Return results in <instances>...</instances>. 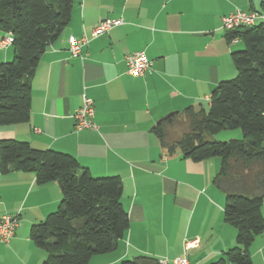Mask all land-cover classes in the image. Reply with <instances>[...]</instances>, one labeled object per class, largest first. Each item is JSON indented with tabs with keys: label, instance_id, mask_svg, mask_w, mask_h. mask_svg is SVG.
Listing matches in <instances>:
<instances>
[{
	"label": "crops",
	"instance_id": "obj_1",
	"mask_svg": "<svg viewBox=\"0 0 264 264\" xmlns=\"http://www.w3.org/2000/svg\"><path fill=\"white\" fill-rule=\"evenodd\" d=\"M235 8L264 15V0H75L68 24L34 70L28 121L0 125V140L66 152L94 177L121 178L128 228L114 250L94 255L89 264L139 255L171 264L184 252L189 264H211L236 245V230L223 219L225 194L212 183L219 157L192 161L178 150L168 156L151 132L170 112L180 117L189 105L207 109L217 83L234 77L231 52L241 46L228 42L221 17ZM104 18L123 23L92 37ZM7 35L0 30V39ZM82 35L88 42L71 55L68 38ZM134 50L152 63L140 76L126 72L124 56ZM12 56L11 43L0 48V62ZM83 95L93 101L95 127L75 130L73 113ZM180 132L171 130L172 137ZM60 198L54 181L37 184L27 171L0 173V215L18 217L14 235L0 243V264H43L45 252L30 240L29 228ZM260 211L264 218V201ZM192 239L197 244L185 251L184 242ZM248 251L252 264H264V233Z\"/></svg>",
	"mask_w": 264,
	"mask_h": 264
},
{
	"label": "trees",
	"instance_id": "obj_2",
	"mask_svg": "<svg viewBox=\"0 0 264 264\" xmlns=\"http://www.w3.org/2000/svg\"><path fill=\"white\" fill-rule=\"evenodd\" d=\"M75 0H0V30L11 34L13 56L0 62V125L28 121L31 79L40 55L70 20ZM241 49L231 52L236 73L211 92L208 108L189 105L151 127L164 153L182 158L220 159L212 183L225 194L223 219L236 230V245L211 264H252L248 248L263 233L264 218V21L225 31ZM231 43V42H230ZM185 129L172 137L175 122ZM240 129V138L211 137ZM31 172L37 184L57 183V208L29 228V238L45 252L43 264H89L114 250L128 228L117 175L94 177L69 153L38 149L27 141L0 140V173ZM119 264H159L139 255Z\"/></svg>",
	"mask_w": 264,
	"mask_h": 264
},
{
	"label": "built area",
	"instance_id": "obj_3",
	"mask_svg": "<svg viewBox=\"0 0 264 264\" xmlns=\"http://www.w3.org/2000/svg\"><path fill=\"white\" fill-rule=\"evenodd\" d=\"M264 15L254 10H242L235 8L226 15L221 17V27L224 31H231L241 26H252L257 20L263 19ZM121 18H104L100 19L92 28L91 36L98 37L106 33L112 27L122 24ZM11 34L0 39V48L6 47L11 43ZM89 38L82 35L79 38L70 36L68 38V51L71 55H79L82 47L88 42ZM237 41V38L231 39V43ZM126 64V72L129 75L140 76L145 72H149L151 61L147 58L142 50H134L128 52L124 56ZM94 107L93 101L89 97L83 95L81 105L74 111L73 117L75 121V130L83 128L95 127L93 122ZM18 225V217L16 214L3 213L0 215V243H7L15 233ZM264 233V230H263ZM197 239L186 240L184 242V250H188L197 244ZM159 264H169L166 258L158 259ZM171 264H189L186 252L182 256L172 259Z\"/></svg>",
	"mask_w": 264,
	"mask_h": 264
},
{
	"label": "rangeland",
	"instance_id": "obj_4",
	"mask_svg": "<svg viewBox=\"0 0 264 264\" xmlns=\"http://www.w3.org/2000/svg\"><path fill=\"white\" fill-rule=\"evenodd\" d=\"M259 21L257 20L256 24L258 23ZM237 46H241L240 49L243 47L242 43L239 42ZM12 59V58H11ZM10 59V60H11ZM8 60V61H10ZM179 120H177L174 124V126L171 128V130H179V131H182L185 129V125L184 124H181L178 122ZM237 132L238 133V137H226L227 139H230V138H240L241 137V132H240V129H232V130H221L215 134H213L211 137H215L216 135H226V134H230V133H235ZM178 135V134H177ZM174 136V134H173ZM218 137V136H216ZM227 139H220V138H217L216 140H221V141H224V140H227ZM251 245V244H250Z\"/></svg>",
	"mask_w": 264,
	"mask_h": 264
},
{
	"label": "water",
	"instance_id": "obj_5",
	"mask_svg": "<svg viewBox=\"0 0 264 264\" xmlns=\"http://www.w3.org/2000/svg\"><path fill=\"white\" fill-rule=\"evenodd\" d=\"M174 115V113L173 112H170V113H168L165 117H163L162 119H160V120H163V119H166V120H168V121H170V119H171V117ZM159 120V121H160ZM158 121V122H159Z\"/></svg>",
	"mask_w": 264,
	"mask_h": 264
}]
</instances>
